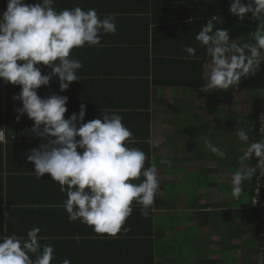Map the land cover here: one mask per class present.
<instances>
[{
  "label": "crops",
  "instance_id": "0c3cea01",
  "mask_svg": "<svg viewBox=\"0 0 264 264\" xmlns=\"http://www.w3.org/2000/svg\"><path fill=\"white\" fill-rule=\"evenodd\" d=\"M201 1L54 0L57 11L80 6L96 9L101 18L115 14L117 31L101 34L98 46L71 51V57L83 65L77 73L79 81L61 92L58 78L53 77L37 94L42 98L67 96L65 119L78 113L81 104L86 106L84 122L99 118L105 110L118 111L137 141L129 146L147 154L145 167L159 165L161 159H169L172 166L158 167L160 187L146 219L133 203V212L124 224L130 228L126 234L123 229L116 236L95 234L79 221L70 222L62 207L66 194L58 182L48 174L37 178L34 165L27 161L30 150L44 141L31 132L33 121L26 115L17 119L22 105L13 97L18 96L20 86L0 81L4 137L0 142V238L26 236L28 230L38 227L40 236L52 238L41 243L55 248L57 264L70 257L71 264H264V252H258L252 241V225L246 215L249 201L231 196V178L240 168L236 152L248 146L235 131L248 129L245 118L251 114L237 116V110L235 115L225 114V107L214 103L217 96L210 100L211 91L221 100L227 90L205 87L206 64L202 91L152 84L157 72L175 71L170 63L182 60L185 37L197 30V21L190 16L203 8ZM6 4L7 0H0V14ZM37 67L42 74L51 72L46 66ZM236 91L246 92L230 88L226 95ZM188 112L195 121L188 122ZM222 115L228 120L219 124ZM205 136L213 137L214 145L226 153L224 159L204 147ZM149 140L159 141L158 146L152 147ZM76 236L81 239L77 241Z\"/></svg>",
  "mask_w": 264,
  "mask_h": 264
},
{
  "label": "clouds",
  "instance_id": "9594fccd",
  "mask_svg": "<svg viewBox=\"0 0 264 264\" xmlns=\"http://www.w3.org/2000/svg\"><path fill=\"white\" fill-rule=\"evenodd\" d=\"M53 4L54 0L35 4L7 0L6 10L0 14V81L20 86L18 96L13 97L22 105L17 119L26 115L33 121L31 132L44 141L30 150L27 161L34 165L32 172L37 178L48 174L58 182L66 194L62 207L68 220L91 227L95 234L116 236L122 229L126 234L130 228L124 224L133 212V203L140 206L146 219L160 187L158 167H171L172 163L161 159L159 165L145 167L147 154L129 146L137 141L118 111L105 110L99 118L84 122L86 106L81 104L78 113L65 119L67 96L42 98L37 94L53 77L58 78L61 92L79 81L77 73L83 65L71 57V51L98 46L101 34L117 31L115 14L101 18L96 9L80 6L57 11ZM229 12L238 20L250 14L259 23L242 43L238 42L240 37L230 40L227 30L216 27L215 22L221 20L216 15L197 32L194 39L209 61L205 65L207 89L235 88L241 78L255 75L264 63V0H231ZM182 50L186 53L183 59L195 58L196 47L184 46ZM37 65L51 69L50 74H42ZM248 132L243 127L235 131L239 141L248 145L239 157L240 168L231 178V196L237 199L243 182L252 180L257 170L259 177H264V139L249 143ZM148 143L155 148L159 141ZM204 147L221 159L226 157L207 136ZM253 158L255 166L250 164ZM141 177V182L133 183ZM39 233L40 228L33 227L26 236L0 238V264H51L55 248L41 241L52 238ZM62 264L71 261L64 259Z\"/></svg>",
  "mask_w": 264,
  "mask_h": 264
},
{
  "label": "trees",
  "instance_id": "16d2710c",
  "mask_svg": "<svg viewBox=\"0 0 264 264\" xmlns=\"http://www.w3.org/2000/svg\"><path fill=\"white\" fill-rule=\"evenodd\" d=\"M201 2L203 8L202 9L199 8L197 13L194 12V14L190 16L197 21L196 22L197 30L196 32L194 31L193 34H188L187 37H185V42L183 43L184 46L196 47L195 58H190V59L182 58V60L179 59L178 61L171 62L170 66H173L177 73L179 68H181L180 69L181 71L178 74H172L175 71L172 72L166 71L163 74L157 72L152 79V84L161 87L166 86L171 88H182V89L192 88L200 91L204 90L205 87L203 81V67L209 61L207 56L205 55L204 49L199 46V43L196 42L194 38L197 32L203 26H205L206 21L214 15L219 16L221 20H217L215 22L216 27L218 29L227 30L229 32L230 40L240 37L241 39L238 42L241 43L244 40L248 39L249 33L254 31L259 23L258 21L251 19L250 14L245 16L243 20H238L237 17L230 14L229 6L231 0H225V2L222 4H214L207 0H202ZM242 3H248V0H242ZM180 7H187V5L184 6L181 5ZM192 39H194L193 43H189L188 41L192 42ZM185 55L186 53H183L182 56L184 57ZM184 68L187 69V71H182L184 70ZM230 88L234 89L233 87ZM235 88L246 92L247 91L252 92L253 94L252 100L255 101V107L251 112V116L245 118L246 124L248 125V129H249L248 132L249 143L264 139V95L261 94V91L264 90V63L260 65L259 70L255 75H249L247 77L241 78V81ZM3 141H4V137H3ZM1 149L2 146L0 144V151ZM251 163H252L251 165L255 166L257 163L256 159L253 158ZM258 177H259V170H257V174L252 178V180L243 182L242 194L247 193L249 198V209L246 211V215L252 225V235H253L252 241H254L257 244L258 252L261 251L264 252V238L261 236L262 234H264V229L261 228L260 211L257 209H252L250 207L251 197L258 183ZM259 182L261 184L262 197L264 198V177L260 178ZM242 194L240 195L238 200L242 198ZM68 260L71 261V257L68 258ZM151 261L152 259L150 254V262ZM51 264H57V259H54L51 262Z\"/></svg>",
  "mask_w": 264,
  "mask_h": 264
},
{
  "label": "rangeland",
  "instance_id": "374dc122",
  "mask_svg": "<svg viewBox=\"0 0 264 264\" xmlns=\"http://www.w3.org/2000/svg\"><path fill=\"white\" fill-rule=\"evenodd\" d=\"M230 90V89H229ZM227 89V91L224 93V95L221 97L222 99L219 100L218 98L220 97L219 95H215V93H213L211 91L210 94H208V96H210V100L212 99L213 96H217V100L214 101V103L218 104L219 106L221 107H225V114H231V115H235V110H237V116H245V115H250L252 110L254 109L255 107V101L252 100V97H253V94L252 92H243V93H239V91H236L229 95H226L229 91ZM221 93V91L219 92ZM226 95V96H225ZM192 108L189 106V111H191ZM223 114V113H222ZM186 115V113H185ZM187 116H188V122H193L195 121V118L193 117V115L191 114V112H188L187 113ZM238 119H241V118H238ZM228 119L226 117H222L219 119V124H222L223 122L227 121ZM253 120V118H252ZM213 144H214V139L213 137L212 138H208ZM245 150H240V151H237V162L239 164V157L243 154ZM233 155L235 153H232ZM241 202L243 203H247L249 201V198H248V194L247 193H244L242 194V198L240 200Z\"/></svg>",
  "mask_w": 264,
  "mask_h": 264
},
{
  "label": "built area",
  "instance_id": "2783aa9c",
  "mask_svg": "<svg viewBox=\"0 0 264 264\" xmlns=\"http://www.w3.org/2000/svg\"><path fill=\"white\" fill-rule=\"evenodd\" d=\"M0 141H3V135H0ZM260 177H258V183L254 189L253 195L251 197L252 209H257L260 211V221L261 228L264 229V198L262 197ZM264 238V234L261 235Z\"/></svg>",
  "mask_w": 264,
  "mask_h": 264
}]
</instances>
